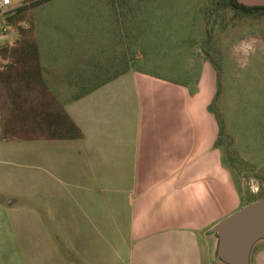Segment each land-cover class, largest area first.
I'll list each match as a JSON object with an SVG mask.
<instances>
[{
    "label": "crops",
    "instance_id": "0c3cea01",
    "mask_svg": "<svg viewBox=\"0 0 264 264\" xmlns=\"http://www.w3.org/2000/svg\"><path fill=\"white\" fill-rule=\"evenodd\" d=\"M32 1L11 0L12 20L0 16V99L8 110L52 111L42 126L56 128L36 151L1 143L6 156L43 164L38 199L27 196L36 200L31 218L18 222L36 228L31 264H226L212 229L239 209L229 212L240 194L220 141L214 79L124 67L56 110L37 34L23 40L30 26L17 9ZM253 249L251 264H264V247Z\"/></svg>",
    "mask_w": 264,
    "mask_h": 264
},
{
    "label": "rangeland",
    "instance_id": "374dc122",
    "mask_svg": "<svg viewBox=\"0 0 264 264\" xmlns=\"http://www.w3.org/2000/svg\"><path fill=\"white\" fill-rule=\"evenodd\" d=\"M46 2L23 14L30 26L23 40L31 42L37 34L41 60L53 71L47 76L48 98L53 107L59 104L56 110L124 67L183 82L214 79L220 141L240 194L229 212L264 194V15L238 13L227 0ZM11 107L0 99V264H31L27 254H36L40 244L36 228L18 222L31 218L25 211L36 200L28 197L38 199L43 164L22 161L18 153L6 156L1 143L36 151L42 141L54 139L56 128L42 126L52 111L40 105ZM73 134L77 137L75 129ZM259 247L264 241L253 251Z\"/></svg>",
    "mask_w": 264,
    "mask_h": 264
},
{
    "label": "water",
    "instance_id": "95a60500",
    "mask_svg": "<svg viewBox=\"0 0 264 264\" xmlns=\"http://www.w3.org/2000/svg\"><path fill=\"white\" fill-rule=\"evenodd\" d=\"M217 257L226 264H251L255 243L264 239V196L225 217L213 229Z\"/></svg>",
    "mask_w": 264,
    "mask_h": 264
},
{
    "label": "trees",
    "instance_id": "16d2710c",
    "mask_svg": "<svg viewBox=\"0 0 264 264\" xmlns=\"http://www.w3.org/2000/svg\"><path fill=\"white\" fill-rule=\"evenodd\" d=\"M48 0H34L30 3V6H23V7H20L17 9V12L19 13H22L24 11H27L30 7H34L40 3H43V2H46ZM228 4L235 9L236 12H242L244 14H247V15H251V16H260V15H264V5H248V4H245L243 2H241L240 0H227ZM4 19H6L7 21H11L12 20V16L8 13L4 16ZM100 85V83L98 84ZM98 85L96 86H93V87H97ZM71 130L72 133L74 132V129L77 131V137H82L83 134L80 130V128L78 126H76L73 122H71ZM264 194L261 196L263 197ZM259 197V198H261ZM257 198V199H259ZM255 199V200H257ZM254 200V201H255Z\"/></svg>",
    "mask_w": 264,
    "mask_h": 264
},
{
    "label": "built area",
    "instance_id": "2783aa9c",
    "mask_svg": "<svg viewBox=\"0 0 264 264\" xmlns=\"http://www.w3.org/2000/svg\"><path fill=\"white\" fill-rule=\"evenodd\" d=\"M11 3V0H0V16H3L7 12H9V6L11 5ZM252 186H254L252 187L254 192L259 191V188L256 187L254 184Z\"/></svg>",
    "mask_w": 264,
    "mask_h": 264
}]
</instances>
